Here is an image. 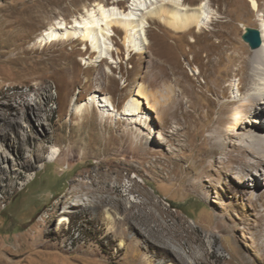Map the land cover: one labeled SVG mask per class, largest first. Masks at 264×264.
Instances as JSON below:
<instances>
[{"label": "rangeland", "instance_id": "1", "mask_svg": "<svg viewBox=\"0 0 264 264\" xmlns=\"http://www.w3.org/2000/svg\"><path fill=\"white\" fill-rule=\"evenodd\" d=\"M101 1L0 0V264H142L141 254L152 252L127 258L131 244L146 239L126 230L122 218L123 207L150 200L145 193L152 198L146 210L164 221L161 211L169 209L190 226L182 241L200 256H190V264H264L262 166L229 170L221 162L229 141H240L234 131L248 132L225 116L237 106L230 101L248 91L235 84L238 54L252 48L242 35L263 23L264 0H214L210 10L221 6L226 20L202 33L145 19L140 51L131 50L125 29L111 27L110 50L101 54L82 39L42 41L53 24L71 23ZM112 2L107 7H120ZM229 30L233 44L226 48L219 34ZM162 62L186 78H160ZM183 85L190 101L175 112L174 88ZM92 94L108 96L116 116L104 118ZM135 98L142 111L121 114ZM30 102L34 111H27ZM79 104L90 108L80 117L73 113ZM54 148L59 154L49 160ZM145 149L162 159H145ZM196 172L201 190L192 186ZM100 186L116 199L103 206L114 221L96 216ZM62 216L69 221L59 225Z\"/></svg>", "mask_w": 264, "mask_h": 264}, {"label": "bare ground", "instance_id": "2", "mask_svg": "<svg viewBox=\"0 0 264 264\" xmlns=\"http://www.w3.org/2000/svg\"><path fill=\"white\" fill-rule=\"evenodd\" d=\"M252 1L255 2L256 5H259L258 0ZM214 2V0H208L207 2L202 0L200 3L194 5L192 0H189V3L185 0H129L125 7H121L119 5V0H113L112 4L119 5L120 7H107L109 6L107 0H104L94 4L95 6L93 8H87L83 15L75 17L71 23L60 22L59 24H53L45 32L42 41L48 44L53 41L82 39L87 42L91 41L93 45L91 48L95 51H99L101 54L106 48L108 51L110 50L109 44H106V39H109L114 33L106 31V29H110L111 27L114 32L125 29L131 50L137 49L140 51L139 46H137V38L142 34V30L145 27V19H158L164 25L177 32H191L193 29H196L198 33H202L209 30L212 23L216 24L223 22V19L226 20L224 16L227 17V13L223 11L224 9L222 10L221 6L218 5L217 10L215 9L213 11V8L210 10L209 6L213 5ZM230 21L229 19L227 20V22ZM257 29L261 32L262 45L258 48H251L246 52L238 54L243 65L242 72H240L241 76L240 78L237 77L239 81L235 84L237 89L239 88L242 90L244 88L248 91L245 92L244 95L233 98L230 101L237 106L235 110L234 108H229V112L225 116V118L231 119L232 123H237L239 127L247 129L249 133L247 132V134L244 135L243 132L240 134L234 131V135L237 136L240 141L237 142L232 139L229 141L232 149L228 150L227 153L222 156L221 162L223 166L229 170L243 167L250 171L251 169L249 168H259L262 166L258 172L264 174V19L263 23H261ZM232 34V30L219 34L221 37L219 43L226 44V48L232 47ZM191 39L195 40V36H192ZM103 44H106L105 47ZM217 59L219 60L220 56L217 57ZM161 68L162 73H160V78H171L179 82L186 78V75L180 70L167 72L165 70V63L163 62L161 63ZM198 73H201L200 68ZM204 78L206 79V76H204ZM139 93H141V91L137 92V94ZM188 96L189 91L185 85H183L179 91L177 88H174L173 98L176 100L175 112H178V110L182 108L185 97L187 103L190 101ZM93 98L96 99V102H99V110L103 108L101 110L104 118L116 116V113L119 112L116 111L115 108H110L109 104L113 102L108 96L92 94L90 99ZM141 103V100H137L136 98L131 99L124 105L123 111L120 113L135 115L142 111ZM27 105V111H34L35 107L32 102ZM148 107L150 108L152 106L148 105ZM88 110H90L88 105L79 104L74 107L73 113H76L77 116L80 117V114L83 115ZM135 121L138 122V120ZM227 128V130H230L229 127ZM260 139H262V142H260ZM218 142H225V139L219 138ZM59 151L60 148H54L49 155V160H54L59 154ZM217 152L218 151H215L214 153ZM114 156H116L114 158L119 157L118 154ZM147 157L157 160L162 159V156L156 153L154 149H145L144 158L146 159ZM214 158V162L216 163V156H214ZM117 160L121 161V158ZM199 161L204 162L205 158L200 157ZM99 166H101V164H99ZM191 167L194 169L193 166ZM101 178L102 176L97 174V184H101L103 181ZM104 179L105 182L110 184L109 175ZM248 179H253V177L249 175ZM114 184L113 187L115 186ZM192 186L194 189L199 190L205 186L204 181L201 180V175L197 172L195 173ZM99 191L98 207H102V210H100V208L97 209L96 216L99 219L103 218L114 221L115 216L110 210V207L105 206L103 208V206L110 201L115 202L116 199L114 200L112 197L104 196L102 194L104 192L103 186L99 187ZM145 195L149 196L150 200L141 199L140 201H134L129 207H123L124 216L122 218V225H126V230L132 234L143 235L146 239L145 242L131 244L130 247L133 249L131 252L132 255L127 258L139 255L140 253L138 252L143 249L151 251L152 254L150 257L141 254L143 259L142 264H173L175 260L182 264H190L193 263L189 258L190 256L194 255L195 258H200L198 255L199 253L195 249L190 248L189 245H186V242L182 241L183 237H188L190 235V226L182 220L177 221L169 209L161 211L164 221L161 220V215H157L153 212V209L151 211L146 210L147 205L150 207L149 203L152 198L148 193H145ZM122 202H117V206H121ZM135 209H137L138 213L134 212ZM68 221L69 217L62 216L58 224L61 225ZM154 236H157V239L154 238ZM199 240L201 239H195L196 242ZM120 244L125 246L127 243L125 239H122ZM183 251H185L186 254L183 253Z\"/></svg>", "mask_w": 264, "mask_h": 264}, {"label": "water", "instance_id": "3", "mask_svg": "<svg viewBox=\"0 0 264 264\" xmlns=\"http://www.w3.org/2000/svg\"><path fill=\"white\" fill-rule=\"evenodd\" d=\"M244 40L249 43V45L252 48H258L262 45V36L261 32L257 28H252V27H246L245 31L242 35Z\"/></svg>", "mask_w": 264, "mask_h": 264}, {"label": "trees", "instance_id": "4", "mask_svg": "<svg viewBox=\"0 0 264 264\" xmlns=\"http://www.w3.org/2000/svg\"><path fill=\"white\" fill-rule=\"evenodd\" d=\"M175 207V206H174Z\"/></svg>", "mask_w": 264, "mask_h": 264}]
</instances>
